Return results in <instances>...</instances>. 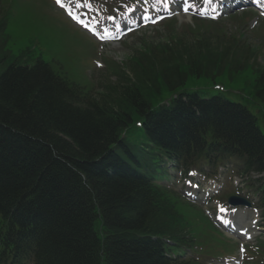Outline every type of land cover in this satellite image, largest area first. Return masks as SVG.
<instances>
[{
  "label": "trees",
  "instance_id": "1",
  "mask_svg": "<svg viewBox=\"0 0 264 264\" xmlns=\"http://www.w3.org/2000/svg\"><path fill=\"white\" fill-rule=\"evenodd\" d=\"M7 20L6 10L0 264H193L164 257L178 255L189 227L178 212L180 197L156 182L166 178L165 162L190 167L203 151L208 160L246 155L247 168L252 156L264 171V136L250 113L184 88L189 77L240 75L245 65L231 61L237 44L186 40L168 23V38L138 43L103 92H83L31 48L6 50ZM262 70L249 97L264 104ZM134 119L141 127L128 137Z\"/></svg>",
  "mask_w": 264,
  "mask_h": 264
},
{
  "label": "rangeland",
  "instance_id": "2",
  "mask_svg": "<svg viewBox=\"0 0 264 264\" xmlns=\"http://www.w3.org/2000/svg\"><path fill=\"white\" fill-rule=\"evenodd\" d=\"M1 1L2 4H0V7L3 9V6L6 7V5H3V0ZM5 1H8V3L12 5L11 15L7 24V34L9 38L6 44V50H10L11 53L15 55L21 49L32 47L35 49L36 54L39 55L44 62L51 66L54 72L63 75L71 83L76 84L85 90H90L92 83H94V85L97 82L104 84L108 80H111L109 77L111 76L112 63L114 61L123 60L124 56H131L133 51L132 47L136 44L135 41L137 38L142 35V37L153 41L150 43H155L157 42L156 40H158L157 33L161 32L160 24L154 27H146L131 36L122 37V39L118 42H108L99 47V45H97L96 42L86 33L81 31L79 28H76L73 23L65 19L61 13L57 11L52 4H50L52 3L51 0ZM136 1L137 3H133V7L139 10V15L153 14L152 11L154 10L151 6L152 11L149 6H146V3L145 6L143 5L145 0ZM202 3L203 0H191L192 6H195L196 4L201 5ZM72 4L73 8H75L78 12H81L83 1L74 0ZM149 4L152 5L153 2L149 1L147 5ZM127 7L129 8L130 5ZM98 12L100 17L92 15L91 12H89V16L92 21L96 22L99 28L102 22H106L108 25L113 24L109 22L106 16L102 15V11L100 9H98ZM254 13L255 12L250 9L236 12L233 15L234 19L232 20L234 23L226 17V19H224V23L226 29L229 30V34H233V36H235L236 32L248 34V36H245L243 39L246 42L250 39V43H252L250 46H258V56L261 58H258L257 54H255L256 64L258 66H263L264 31L261 29V32H255L256 29L261 28V26L257 23L256 27L253 29L255 33L251 34V32L248 31L250 24L256 20L254 15H252ZM184 19H186L185 16L179 17L180 22L186 21ZM231 30L235 31L232 32ZM102 31L110 32L112 30L105 29ZM244 40H241L242 44L245 43ZM110 59H112V62ZM97 63L100 68L96 67ZM249 64H253V61L249 62ZM214 82L222 85L224 91L221 93L214 91ZM184 87L188 90L196 91L201 97L221 96L229 101L238 102L246 106L256 117L257 126L264 134V104L261 103L258 98L254 97H249L250 100L246 101L239 100L237 96L238 92L236 91L239 90V87L242 88L241 85L232 83L228 79H223L217 76L214 79L206 77H189ZM242 92L245 95L250 96V92L245 90V88ZM224 179H219V185L224 181ZM232 181L236 184L238 182L236 178ZM174 184H177L178 189L183 186L182 182L176 181ZM202 186L201 189L207 192L209 185L203 184ZM232 193L231 187L227 186L222 197L226 199L227 196ZM241 194L244 195L246 193ZM219 200L221 199H215V201ZM211 206H213V204H211ZM252 211L253 210H251V213H253L257 220L255 222L256 227L258 229L261 228L260 230L263 228L264 230V224L263 221H260L258 212L255 210L253 212ZM185 217L191 226L192 236L194 238V251L196 254L205 256L213 261L229 256L227 251L231 241L221 230L215 227L212 219L203 210V208L189 206L187 212L185 213ZM238 223L241 224V220H239ZM242 225L249 226L248 222H244ZM258 233L263 234L264 236L263 231H258ZM260 239L261 238L255 240L254 246L257 245V248L264 249V244H262ZM253 247H251V249ZM258 257H262V253L260 251L255 253L254 259L256 260ZM203 262L204 264H209L206 260H203Z\"/></svg>",
  "mask_w": 264,
  "mask_h": 264
},
{
  "label": "snow or ice",
  "instance_id": "3",
  "mask_svg": "<svg viewBox=\"0 0 264 264\" xmlns=\"http://www.w3.org/2000/svg\"><path fill=\"white\" fill-rule=\"evenodd\" d=\"M57 4H60L61 7H64V5L61 3V0H56ZM185 11H187V9H184ZM74 19L76 18L75 16L73 17ZM191 175V173H190Z\"/></svg>",
  "mask_w": 264,
  "mask_h": 264
}]
</instances>
